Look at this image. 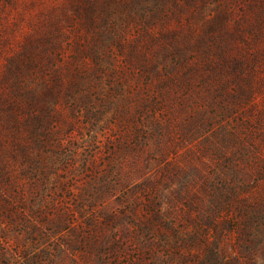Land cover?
Returning a JSON list of instances; mask_svg holds the SVG:
<instances>
[{"label": "rangeland", "instance_id": "rangeland-1", "mask_svg": "<svg viewBox=\"0 0 264 264\" xmlns=\"http://www.w3.org/2000/svg\"><path fill=\"white\" fill-rule=\"evenodd\" d=\"M36 51L0 264H264V0H0V75Z\"/></svg>", "mask_w": 264, "mask_h": 264}, {"label": "trees", "instance_id": "trees-1", "mask_svg": "<svg viewBox=\"0 0 264 264\" xmlns=\"http://www.w3.org/2000/svg\"><path fill=\"white\" fill-rule=\"evenodd\" d=\"M225 32V31H223ZM58 36L59 33L56 32V30H51L49 32H46L43 40L42 44H46L48 43L49 46L51 45H56L58 44ZM99 40L101 42L105 41L104 38V32H102L101 34H99ZM54 47V46H51ZM158 49H162V48H158ZM156 49V50H158ZM164 49V53H163V57L167 56V52ZM40 63V59L37 57V51L35 53L29 52L26 56V60L24 65L21 67V69L19 70H15L16 68H14L13 72L11 69H8V71H6L5 73H2L0 76V122L3 123L5 122L9 117H11L13 114H18L20 112V110L23 107V101L24 98H28V97H35V95H37V91H38V86L39 82L43 83V87L41 86V90H45L47 85L46 82H43L44 80H41L40 78H38V74L35 72L36 68L38 67V64ZM161 63V59L158 57V53L157 51L152 52L151 54V59H150V65L149 68L150 70H153V74L154 75H160L161 70L159 69V67L156 69L157 64ZM15 65H19V61H17V64ZM40 67V66H39ZM38 67V68H39ZM165 66H163L164 68ZM33 68L35 70H33ZM37 68L36 71H38L39 69ZM156 69V70H155ZM54 80H56L59 83H63L65 81L64 76L62 75L61 72H58L57 70L54 69ZM79 75V77H82V74H77ZM41 76V75H40ZM39 76V77H40ZM78 79V77H76L75 75L73 77L68 78V80H72L73 83H75L74 80ZM159 81L162 78H158ZM39 80V81H38ZM151 81V80H150ZM149 81V82H150ZM221 83V85L223 87L228 86V82H224ZM149 88H151L150 84ZM220 85V86H221ZM157 92L160 94L163 93H167V89H166V84H165V80L160 81L157 84ZM197 109V108H195ZM204 114H206V112H204ZM201 115L202 113L199 114L198 120L201 119ZM196 111H195V116H189L187 118V124L191 125L193 123V121L195 122L196 126H195V133L198 132L199 130V122H197L196 119ZM208 117V116H207ZM206 117V118H207ZM205 118V119H206ZM204 120H201L200 122L203 124L205 122ZM209 140V138H208Z\"/></svg>", "mask_w": 264, "mask_h": 264}]
</instances>
